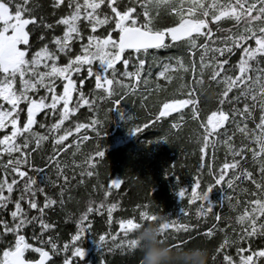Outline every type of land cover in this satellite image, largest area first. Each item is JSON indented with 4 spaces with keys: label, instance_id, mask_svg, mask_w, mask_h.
<instances>
[{
    "label": "snow or ice",
    "instance_id": "snow-or-ice-1",
    "mask_svg": "<svg viewBox=\"0 0 264 264\" xmlns=\"http://www.w3.org/2000/svg\"><path fill=\"white\" fill-rule=\"evenodd\" d=\"M50 7L51 14L48 5L37 0H0V209L13 205L8 213L11 221L0 218V239L14 236V242L0 250V264H57L58 256L63 257L62 264H78L85 255L82 238L93 235L90 214L100 215L106 208L111 222L120 202L108 203V198L113 188L122 186L121 178L109 179L107 190L101 184L103 199L86 203L75 218L74 233L62 245L49 234L55 225L47 221V211L57 204L63 207L66 192L72 199L76 170L80 169L77 184H83L105 156L97 144L83 160L76 159L82 143L91 139L80 136L81 130H91L92 138H98L102 104L109 103L108 112L116 109L130 121L119 107L126 99L139 94L146 106L151 95L161 91L168 95L157 101L151 119L129 125V130L138 134L171 121L168 132L156 138L168 142L172 130L182 131L185 122L183 115L173 120L171 114L184 110L197 122L196 175L187 187L180 186L177 177L175 186L182 201L194 207L191 214L197 223L150 212V203L137 204L136 215L119 219L115 233L93 235L101 256L139 253L135 231L143 223L157 221L160 235L174 247L219 232L223 239L214 249L213 262L220 255L221 264H264V243H255L257 237L264 241V0H51ZM57 30L60 34H55ZM37 32L40 46L32 51L30 34ZM170 47H178L181 54L154 55L155 50ZM153 62L159 70L150 80ZM17 78L19 87L14 86ZM205 78L209 87L219 90L214 108L202 118L199 105ZM89 81L94 87L86 92ZM82 108L92 113L87 123L75 119ZM73 134L76 139H71ZM46 141L51 150L41 164H35L31 157ZM221 148L222 162L217 156ZM204 170L210 182L203 181ZM164 175L175 174L165 170ZM245 182L251 188L244 187ZM50 185L58 186V199L46 191ZM213 191L219 199L209 198ZM225 201L234 217L222 218L217 210ZM180 214L190 215L184 208ZM209 217L213 222L200 231ZM222 219L227 221L223 227ZM37 224L39 232L33 231L29 243L23 230ZM242 241L247 247L241 246ZM233 247L235 256L228 251ZM29 250L38 258L26 257ZM140 259L138 255L136 264ZM99 264L107 261L101 258Z\"/></svg>",
    "mask_w": 264,
    "mask_h": 264
},
{
    "label": "trees",
    "instance_id": "trees-1",
    "mask_svg": "<svg viewBox=\"0 0 264 264\" xmlns=\"http://www.w3.org/2000/svg\"><path fill=\"white\" fill-rule=\"evenodd\" d=\"M38 3L47 4L48 12L51 14V0H37ZM163 22V21H162ZM227 25H222L226 27ZM101 30H98V34ZM52 33H49V37ZM55 34H60V30H57ZM106 34V33H105ZM39 32L32 35L30 34V40L33 42L32 51H35L40 43L37 42ZM179 55L180 49L178 47H170L168 49L155 50L154 55L159 57H165L169 55ZM153 53L150 51L149 60H152ZM235 58V57H234ZM61 62H66L61 57ZM118 66L119 63H118ZM122 67V66H121ZM159 70V67L153 62V67L150 71L153 73L150 76V80L155 79V72ZM142 83V82H141ZM15 87H19V80L17 78ZM205 95L200 102L201 117H205L207 112L212 110L215 106V96L219 88L217 86H208V80L205 78ZM59 87V86H58ZM89 87H94V84L89 81L86 82L84 90L87 92ZM175 88V82L170 86L169 92ZM143 91V87H141ZM122 94V93H121ZM168 95L161 91L159 96L153 93L148 100L146 106H142L139 99V94L132 96L130 99H126L119 107L123 111L124 115L130 116L131 120L121 118L120 111L113 109L112 112H108L110 107L109 103H104L100 106L98 118L102 121L100 128L101 136L95 137V133L91 130H81L80 136L87 135L91 139L84 141L81 145L82 151L79 152L76 159L83 160L85 153H88L95 149L99 144L105 150V156L98 161V167L94 171V176L84 177L83 184H77V180L80 179L79 171L76 170V178L72 180V187H70L71 200L68 199L69 193H65V205L61 207L57 204L54 209L47 211L46 219L49 223L55 225V232L49 233L57 236L59 243L62 245L65 240L70 239V235L75 231V218L79 215V212L85 209L86 203L91 199L99 203L102 199V191L107 190V181L111 178H121L122 186L120 189L113 188L108 198V203L118 200L119 207L113 211V219L111 222L107 219L106 208L100 215L90 214L89 219L93 221L92 233L98 236L100 232L111 231L116 232L118 228L117 221L121 218L136 215L133 209L137 204L150 203L148 211H155L161 216L172 215L184 222L196 224L197 220L191 213L194 212V207H189L186 200L182 201L176 191L175 186L177 184V177H179L180 186L187 187L191 184L193 177L196 175V169L199 166L197 144L195 141V135L197 133V122H194L188 118V113L181 110L178 113L171 114L173 120H177L179 116L183 115L185 122L183 124L182 131L172 130L169 134L168 142L164 140H157L156 138L164 135L168 132L171 121H162L155 126H149L143 129L138 134H133L129 130V125H135L139 123H145L146 118L151 119L150 113L154 110L158 100L162 101L163 98ZM179 98V97H177ZM23 107V105H22ZM95 111V110H92ZM190 111V110H189ZM91 112L87 108H82L78 111L75 119L79 122L87 123ZM24 114L22 113L21 119ZM67 123V122H66ZM34 129L40 131L38 125H34ZM71 139H76V134H73ZM146 141H152L151 143H145ZM51 150L50 141L44 142L40 151H37L31 157L35 164H41ZM220 162L223 161L224 152L221 148L217 153ZM4 159H7L5 156ZM174 166V167H173ZM168 170L169 173L175 175H164V171ZM52 177L55 178V173H52ZM202 179L205 183L210 182V177L207 175V171L204 170ZM104 185V189H100V185ZM93 185L96 187L93 188ZM203 186V185H202ZM244 187L251 188L249 182H245ZM190 190V189H189ZM46 191L53 195L54 199H58L56 193L58 192V186L50 185ZM13 193V198H15ZM209 198L216 200L219 199L218 192H210ZM244 196L241 195L240 199L243 202ZM38 201L42 202V196L38 194ZM13 205L9 204L7 208L0 209V218L11 221V217L8 215ZM26 207V205H25ZM181 208L189 211L190 215L185 218L180 214ZM217 210L221 211L222 218L225 216H235V212L230 211L227 208V201L225 206L221 209L217 206ZM30 215L33 214L31 211ZM212 221L209 217L208 221L200 224V231H203L204 227ZM227 221L221 220L220 226L223 227ZM239 229L237 228V231ZM2 231V229H0ZM33 231L39 232V225L35 228L28 225L23 230L29 243L33 241L30 239ZM91 233H86L81 240V246L85 249V255L78 261V264H99L101 258L107 261V264H136L138 252L122 253L120 251L113 252L107 256H101V249L96 243L95 237ZM223 239L222 234L215 232L212 238H206L200 236L193 243H200L208 248L209 258L208 264H221L222 256L217 255L216 261L213 262L212 256L214 249L218 246ZM14 242V236L7 234L5 238L0 239V250L4 246H7L8 242ZM255 243L260 245L264 243L259 237L255 238ZM241 246L247 247L245 242H241ZM229 254L235 256V248H230ZM70 254V253H69ZM38 254H35L31 250L26 252V257L36 258ZM238 258V257H237ZM62 256L55 257L57 264H62ZM75 264V261L73 262Z\"/></svg>",
    "mask_w": 264,
    "mask_h": 264
},
{
    "label": "clouds",
    "instance_id": "clouds-1",
    "mask_svg": "<svg viewBox=\"0 0 264 264\" xmlns=\"http://www.w3.org/2000/svg\"><path fill=\"white\" fill-rule=\"evenodd\" d=\"M140 264H208L209 250L200 243L174 247L160 235L157 221L143 223L135 233Z\"/></svg>",
    "mask_w": 264,
    "mask_h": 264
},
{
    "label": "water",
    "instance_id": "water-1",
    "mask_svg": "<svg viewBox=\"0 0 264 264\" xmlns=\"http://www.w3.org/2000/svg\"><path fill=\"white\" fill-rule=\"evenodd\" d=\"M36 258H38V255H37V257Z\"/></svg>",
    "mask_w": 264,
    "mask_h": 264
}]
</instances>
